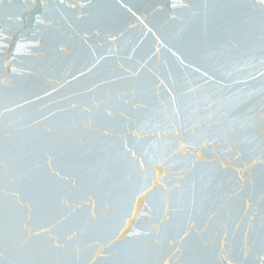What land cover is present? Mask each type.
Returning a JSON list of instances; mask_svg holds the SVG:
<instances>
[{
  "label": "water",
  "instance_id": "95a60500",
  "mask_svg": "<svg viewBox=\"0 0 264 264\" xmlns=\"http://www.w3.org/2000/svg\"><path fill=\"white\" fill-rule=\"evenodd\" d=\"M122 2L48 0L54 27L26 12L0 55L3 264H226L264 240V11Z\"/></svg>",
  "mask_w": 264,
  "mask_h": 264
},
{
  "label": "snow or ice",
  "instance_id": "6c2138e0",
  "mask_svg": "<svg viewBox=\"0 0 264 264\" xmlns=\"http://www.w3.org/2000/svg\"><path fill=\"white\" fill-rule=\"evenodd\" d=\"M47 3L48 0H40L39 7H37L36 0H19L18 4L15 5L13 0H0V55H3V53L10 47L11 45L10 41H12L11 37L14 36L15 33H21V34L23 33L26 12L28 13L29 28L41 30L44 28L54 27L55 21L47 13ZM56 3L59 6L67 7L70 9H76L77 7H79L81 10H84L88 7V0H56ZM120 4L121 6H125L122 0ZM173 6L175 7L176 5ZM254 6L255 8L264 11V0H254ZM180 7H187V4H183ZM60 15L63 16V12H61ZM204 37L205 38L207 37V32L204 33ZM111 39L115 40L116 37L113 36L111 37ZM32 40L34 41V43L30 44L29 47H31L34 51L39 50L42 47L43 41L41 38L38 37L36 32H33ZM16 47L19 48L21 47V45L17 43ZM64 50H65V46L60 45L58 47V51L63 52ZM172 51L174 55L178 56L181 64H184L186 67L190 66L194 68L197 72H203V75L206 78L209 76V73L206 70L201 69L198 65H194V64L190 65L182 54L176 52L175 50ZM5 67H7L6 62H5ZM141 70L143 69L142 68L137 69L135 75H138ZM10 71L12 73H16L17 67L12 66L10 68ZM4 82L5 81L2 78H0V84H3ZM45 95H51V93L46 92ZM36 98L42 99V97H36ZM30 102L31 101L25 100L24 103H30ZM22 106L23 105H17V107H22ZM208 107L211 108L212 103H209ZM10 110H14V109H10ZM108 114L109 115L111 114L110 110ZM47 131L51 132V129L49 128L47 129ZM261 163H264V160H262ZM14 182H15L14 180L10 181V183H14ZM0 193L4 195H18V193H10L9 190L6 188H0ZM236 228L237 230H239V225H236ZM135 234L139 235L138 233ZM145 235L147 234L145 233ZM223 236H224V248L227 249L229 233L225 232ZM29 238L30 237L25 236L24 243H27ZM233 239H235L234 235H233ZM55 246L60 247L59 241L56 242ZM177 251L179 250L177 249ZM2 255L3 253L0 252V256ZM250 255L255 256V264H264V240L260 242L259 248L256 249L251 244L247 236H245L241 241V247H240L241 259L233 260V259L225 258V261L226 264H247ZM0 264H3L2 260H0Z\"/></svg>",
  "mask_w": 264,
  "mask_h": 264
}]
</instances>
